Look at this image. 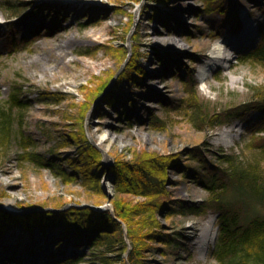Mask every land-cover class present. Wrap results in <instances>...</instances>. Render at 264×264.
Returning a JSON list of instances; mask_svg holds the SVG:
<instances>
[{
  "label": "rangeland",
  "instance_id": "374dc122",
  "mask_svg": "<svg viewBox=\"0 0 264 264\" xmlns=\"http://www.w3.org/2000/svg\"><path fill=\"white\" fill-rule=\"evenodd\" d=\"M8 6L23 10L11 18ZM213 6V11H206L205 0H170L167 4L155 0H1L0 101L18 89L24 104L15 110L21 119H16L14 132H22L36 151L58 160L78 153L79 144L71 134L80 131L82 122L91 144L102 153L104 170L115 158L130 160L143 151L176 156L179 161L168 167L173 199L205 202L209 192L191 174L181 172L185 165L199 166L190 158V151L199 149L208 161L220 148L242 151L246 157V146L251 144L248 129L264 118V109L243 107L260 103L256 96L264 90V63L242 59L260 34L241 45L227 42L241 38L242 24L249 19L257 22L258 32L261 30L264 0H215ZM238 21L241 26L235 24ZM170 38H176V43L171 44ZM216 43L225 45L230 54L226 61H211ZM122 47L126 55L119 50ZM136 52L140 54L138 63L124 77ZM208 62L212 63L206 67ZM137 66L144 70L140 71L139 86L133 84V76H139ZM204 69L207 75L203 79ZM191 80L207 109L235 110L240 115L216 129L198 127L190 120L189 111L181 108L187 95L186 81ZM104 86V95L94 93L95 88ZM49 92L66 98L53 102L46 97ZM109 92L114 97L122 95L116 108L106 103ZM128 99L133 105L124 113L122 102ZM84 106L89 110L79 122ZM159 120H163V128H159ZM222 132L230 134L229 145L219 140ZM63 141L71 144L60 147ZM18 142L13 137L9 153L0 162V203L7 211L20 214V205L54 208L64 202L114 211L112 199L117 191L112 174L100 172L101 192L86 188L80 177L64 183L52 170L18 160ZM63 164L71 170L69 164ZM159 218L164 225L161 230L176 232L177 241L165 247L167 255L159 250L163 244L148 242L153 251L144 264L214 262L211 250L216 239L203 249L195 241L206 224L217 236L215 210L200 216L167 217L163 213ZM11 236L0 237L1 262L4 256L14 255L21 259L18 264H53L46 256L54 250L52 232L44 246H36L31 253L25 248L27 234H21L16 245L9 241ZM35 239L38 244L44 240L38 230ZM62 248L69 256L87 250L84 245L72 246L67 239Z\"/></svg>",
  "mask_w": 264,
  "mask_h": 264
},
{
  "label": "trees",
  "instance_id": "16d2710c",
  "mask_svg": "<svg viewBox=\"0 0 264 264\" xmlns=\"http://www.w3.org/2000/svg\"><path fill=\"white\" fill-rule=\"evenodd\" d=\"M155 1L163 4L170 2ZM214 1L205 0L206 11L215 9ZM8 8L11 11V18L23 10L10 6ZM235 24L241 26L239 21ZM259 34L256 45L244 54L242 59L264 63V24ZM119 50L126 55L124 47ZM139 56L138 52L132 54L131 59L134 60L128 62L125 71L136 66ZM135 70L139 76H133V84L139 86V79L142 77L140 71L144 70L140 66ZM125 74H128V71L122 75ZM186 83L187 95L182 99L181 108L189 111L190 120L198 127L216 129L240 115V112L235 110L210 111L199 101L197 84L192 80ZM106 87L95 88L94 93L104 95ZM43 94L45 97L46 93ZM105 96L106 103L115 108L122 98V95L112 96L111 92ZM21 97L20 90L15 89L7 100L0 101V162L9 153L13 137H16L19 140L18 160L48 168L64 183H71L80 177L86 188L100 192L102 190L100 172H108L112 174L111 179L117 194L112 199L113 212L110 209L98 210L73 202H69L73 203L69 206L68 202L54 204V208H61L58 211L36 210L15 214L0 208V237L10 233L12 238L9 241L16 245L21 234H27L28 244L25 248L29 247L28 252L31 253L36 246L43 247V243L48 239V233L52 232L54 250L46 256L53 264H144L146 255L153 251L148 242L163 244L164 248L159 250L163 255H167L165 247L177 241L176 232L161 230L164 225L159 220L160 214L164 213L167 217L200 216L213 209L217 212L218 231L211 250L214 262L210 264H264V118L261 117L255 127L253 125L248 129L251 144L246 146L249 151L246 157L242 155V151L227 152L220 148L219 151L212 153V161H208L206 155L199 149L190 151V158L197 161L199 166L192 168L185 165L181 172L184 176L191 174L195 182L202 185L211 195L205 202L192 203L182 199L174 200L168 188L170 186L168 167L175 162L174 160L179 161L174 158L176 156L172 158L154 151H143L134 154L130 160L115 158L113 164L104 170L102 153L91 144L85 134V127L80 122L89 110L85 106L78 119L80 131L75 132V136L71 134L74 141L79 144L76 156L58 158V161L36 151L31 145L30 138L22 132L18 135L14 132L16 119H21L15 110H20L24 106ZM46 97L56 103L66 98L56 92H49ZM256 97L260 103L245 105L244 110L264 109V90ZM131 105H133L131 99L124 100L123 112L127 113ZM159 121V128H163V120ZM70 144L71 142L63 141L60 147ZM62 162L69 164L71 170H66ZM20 206L23 209L36 207ZM37 230L44 238L42 244L36 242ZM65 239L71 242L72 246H86V252L80 256H68L62 248ZM4 257H6L2 260L4 262L0 261V264L10 262L18 264L21 261L14 255Z\"/></svg>",
  "mask_w": 264,
  "mask_h": 264
},
{
  "label": "bare ground",
  "instance_id": "6f19581e",
  "mask_svg": "<svg viewBox=\"0 0 264 264\" xmlns=\"http://www.w3.org/2000/svg\"><path fill=\"white\" fill-rule=\"evenodd\" d=\"M32 1V0H31ZM256 24V25H255ZM254 25L257 27V22ZM254 25H250L248 28H245L243 32L240 33L241 38L236 39L232 38V40H227L229 44L233 45H241L245 41L248 42L253 37H255L257 34H259L258 29L255 28ZM171 44H174V41L176 43V38H170ZM236 47V46H235ZM230 57V54L226 52L225 45L223 43H216L210 53V59L212 62L223 60L226 61ZM212 62L206 63V67L210 66ZM205 67V69H206ZM203 70L201 73L203 74V79L206 77L207 73L206 70ZM220 138L224 144L229 145L230 144V134L228 132H222L220 133ZM216 239V231L211 228L208 224L202 228L199 234H197V238L195 241V245H198L201 249L207 248L210 243H212Z\"/></svg>",
  "mask_w": 264,
  "mask_h": 264
},
{
  "label": "water",
  "instance_id": "95a60500",
  "mask_svg": "<svg viewBox=\"0 0 264 264\" xmlns=\"http://www.w3.org/2000/svg\"><path fill=\"white\" fill-rule=\"evenodd\" d=\"M71 203L68 204V206L70 205ZM86 206V205H84ZM95 209H103V207H99V206H93ZM0 208L2 209H5V210H9L8 207H6L4 204L0 203ZM61 209V208H60ZM60 209H56V208H53V207H34V208H30V209H22L21 211H19L20 213H26V212H29V211H36V210H42V211H49V210H60ZM68 255V254H67ZM69 256V255H68Z\"/></svg>",
  "mask_w": 264,
  "mask_h": 264
}]
</instances>
